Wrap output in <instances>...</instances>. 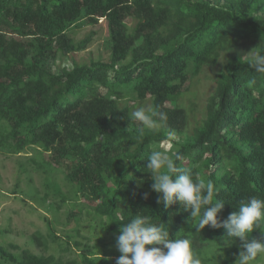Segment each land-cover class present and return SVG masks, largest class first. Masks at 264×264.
<instances>
[{"label": "trees", "instance_id": "obj_1", "mask_svg": "<svg viewBox=\"0 0 264 264\" xmlns=\"http://www.w3.org/2000/svg\"><path fill=\"white\" fill-rule=\"evenodd\" d=\"M99 21L105 57L53 71L49 59L81 47L71 29ZM252 49L264 50V0H0V151L25 154L18 176L28 165L62 174L88 221L75 238L50 228L46 254L0 244V264H115L120 225L137 215L163 224L170 239L189 238L202 264H234L243 242L223 228L196 232L190 210L157 204L146 159L178 149V166L214 183L221 219L242 200L264 199V74L248 66ZM221 58L203 116L189 128L177 101ZM149 98L167 121L135 143L141 125L128 102ZM32 238L48 248L40 231ZM70 248L76 257L62 255Z\"/></svg>", "mask_w": 264, "mask_h": 264}, {"label": "clouds", "instance_id": "obj_2", "mask_svg": "<svg viewBox=\"0 0 264 264\" xmlns=\"http://www.w3.org/2000/svg\"><path fill=\"white\" fill-rule=\"evenodd\" d=\"M249 68L264 74V50L251 54ZM255 83V80L249 82ZM131 118L138 121L141 127L130 139L142 143L145 130H156L167 121V114L157 107H137ZM153 150L147 157L146 168L150 170L153 181L151 189L158 194L156 203L163 204L167 209L173 204H179L185 211L190 210L191 227L201 232L207 225L211 228L225 229L224 236L237 238L243 243L236 255L234 264H252L257 257H264V199L255 196L247 201H240L236 211L221 219L218 214L224 208L223 200L216 198L217 189L211 180L197 178L194 180L190 167H180L176 161L183 157L179 150ZM125 165L132 159H125ZM134 162V161H133ZM148 193L143 197L147 199ZM110 220L108 223H110ZM259 230V238L248 239L254 230ZM116 247L120 255L115 264H202L194 253L189 238L170 239L169 232L163 224H154L150 217L137 215L119 228L116 237ZM223 258V254L219 255ZM220 264V260H217Z\"/></svg>", "mask_w": 264, "mask_h": 264}, {"label": "rangeland", "instance_id": "obj_3", "mask_svg": "<svg viewBox=\"0 0 264 264\" xmlns=\"http://www.w3.org/2000/svg\"><path fill=\"white\" fill-rule=\"evenodd\" d=\"M69 34L81 47L73 54H58L49 59L48 64L53 71L58 72L62 66L71 67L73 62L88 63L105 57L103 42L108 33L104 22L99 21L97 25L82 24L71 29ZM253 52L255 49L245 56L250 57ZM222 66L223 58L215 67L202 70L191 79L188 88L178 99L177 103L187 110L189 128L203 116L207 97L215 87L216 72ZM128 103L135 110L137 107L151 106V99ZM162 146L167 149L168 143L165 142ZM25 158V154L12 155L0 151V244L7 246L13 242L34 253L46 254L53 250L52 239L47 235L50 228L60 237L70 235L75 238L78 228L81 233H88V228L82 226L88 221L80 211V200L73 185L67 182L62 174L41 172L28 165L27 171L18 176L19 162ZM54 187L55 193L52 191ZM47 190L50 194L45 198L44 193ZM37 231L45 235L47 249L34 242L32 234ZM62 255L76 257L77 252L70 248ZM252 264H264V257Z\"/></svg>", "mask_w": 264, "mask_h": 264}]
</instances>
